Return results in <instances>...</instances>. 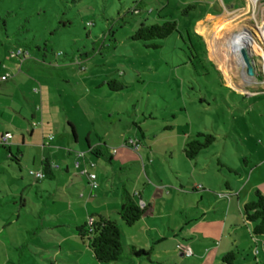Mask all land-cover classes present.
I'll use <instances>...</instances> for the list:
<instances>
[{"label": "rangeland", "instance_id": "rangeland-1", "mask_svg": "<svg viewBox=\"0 0 264 264\" xmlns=\"http://www.w3.org/2000/svg\"><path fill=\"white\" fill-rule=\"evenodd\" d=\"M169 18L177 30L153 41L157 49L131 40L141 22ZM242 45L253 76L237 61ZM110 80L124 88H109ZM5 131L19 163L0 148V264H99L75 229L122 202V183L144 187L149 199L150 232L143 218L122 225V234L126 244L151 248L150 259L110 264H198L177 249L196 227L188 221L204 212L192 185L218 205L227 203L220 199L226 182L248 184L244 195L253 184L264 188V0H0ZM43 132L54 138L49 147H42ZM197 133L215 142L188 160L184 146ZM87 138L112 154L111 163L108 154L93 157V168L86 163L97 177L93 190L74 165L82 161L78 152L89 156ZM42 157L55 177L38 181L29 171L42 170ZM250 228L241 219V241L254 243L245 254L255 264L264 235L247 240Z\"/></svg>", "mask_w": 264, "mask_h": 264}, {"label": "trees", "instance_id": "trees-1", "mask_svg": "<svg viewBox=\"0 0 264 264\" xmlns=\"http://www.w3.org/2000/svg\"><path fill=\"white\" fill-rule=\"evenodd\" d=\"M194 8L187 6L186 10ZM134 15H138L140 11L134 8L131 11ZM186 13V12H185ZM177 21L169 18L167 21L156 24H146L141 22L131 35V40L141 42L146 48L157 49L158 46L153 41L164 40L172 35L177 30ZM15 56H23V52L14 54ZM214 67V65H213ZM109 88L119 91L124 88L114 80L107 82ZM71 132L76 142L75 129L72 124ZM88 140L86 139V143ZM215 142V137L209 134L197 133L195 137L187 142L184 146V155L188 160H195L200 152ZM89 147V146H88ZM1 149H5L10 153L5 145L0 144ZM88 153H92L91 150ZM100 151L94 152L98 156ZM109 155V154H108ZM9 159L19 163L17 156L9 154ZM110 160V158H109ZM90 162V161H89ZM93 162V161H92ZM43 179H50L54 177L50 163L47 159L42 162ZM86 176L85 174H82ZM42 179V180H43ZM228 187V182L225 183ZM123 205L117 210V217L119 221L110 219L101 215L90 217L88 222L78 225L76 227V236L78 240L85 245V247L92 253L93 258L99 264L120 263L131 257L136 259H150L151 249H142L135 244H126L121 225L125 227H133L145 215L148 209V204L140 198L139 192H132L130 186L124 185L122 187ZM140 202L143 205H140ZM243 216L247 223L252 226V236L259 237L264 234V193L255 191L252 201L245 203L243 206ZM91 219V221H90ZM234 253H228L223 257V261L232 264ZM264 264V259H262Z\"/></svg>", "mask_w": 264, "mask_h": 264}, {"label": "crops", "instance_id": "crops-1", "mask_svg": "<svg viewBox=\"0 0 264 264\" xmlns=\"http://www.w3.org/2000/svg\"><path fill=\"white\" fill-rule=\"evenodd\" d=\"M214 15L215 14H212L210 16H214ZM4 133H9V132L5 131L3 133H0V138L2 135H4ZM32 135H33V132L31 131L30 136ZM49 137H52V139L49 140ZM41 138H42V147H49L50 142L54 140L53 136H48L44 132L41 134ZM87 140H88L87 142L88 151L86 152H89L91 150L92 153L91 154L89 153V156H87L86 154V156L82 158L81 162L79 159H76V158L74 159L75 161L78 160L80 162V166L78 168L79 173H76V177H84L85 179H87V177L82 175L81 172L84 171L85 169L87 170L86 163L89 164V161H92L93 157L97 158V157H101L104 154H108L107 151L105 150V144L103 142L99 141L98 143L92 144L88 138ZM21 143L24 144V137L22 135H21ZM7 148L10 152L9 154H12L11 149L9 147ZM96 151H100L102 153H99L98 156H95L94 152L96 153ZM72 153H74V151L68 150L67 155L71 156ZM17 154H19V156L21 155V152L19 151V149H17ZM45 159L47 158L42 157V160L40 162L41 167H42V162ZM34 161L35 160L33 158V162ZM75 161H74V164H75ZM108 162L109 163L112 162V154L108 155ZM118 165L119 166L122 165V161L118 162ZM50 166H51L53 173H55V171L53 170V165L51 163H50ZM58 171H60V168H58ZM35 172H43V167H42V170L39 168V169H36ZM91 173H94V172H91ZM63 174L65 175L69 174L67 166H65V170ZM252 176H253V173H251L250 175L249 182L251 181ZM96 180H97V177H96ZM259 182L264 184V181H262V179H259ZM88 184H89V181L87 182V185ZM194 184L195 185H192L193 187L192 189L195 192V195L197 196V198L199 199L198 205H201L204 211L202 212V215L194 214L192 218L190 219V221H188V225L193 223L195 224L196 227L194 228L191 226L190 229H191V232L193 233H190L184 238V240L187 241L186 246H188L192 250L194 261L198 264H228L223 261V257L228 253H234V259L231 261L232 264H250V261H248V257L245 254V252H247V250L249 249H252L254 243H252L251 241L250 243L246 244L244 241H241L242 235L241 233H239L238 229L240 228L241 219L243 220L244 223H247L243 216L244 204L253 200L255 191H260L261 193H264V190H263L264 188L259 183L253 184L251 186V189L244 195L243 191L245 189V186H247L248 184H246L242 189L241 188L235 189L231 187L230 184L228 183V187L225 186L227 194L223 195V197H220V199H226L227 203L218 205L217 202L213 203L210 200V198L208 197L209 195H206L209 192L207 189H203L201 187L200 188L201 190H205L203 191L205 194L197 195L196 189H198V187L200 186L198 185L199 183H194ZM124 185L130 186V189L132 192L140 193V198L148 204V209L146 210L147 212L150 209V203H149V199L142 196L143 195L142 190L144 187L142 189H139L136 184L129 185L128 183H122L121 189ZM181 194L185 197L188 195V193H186L185 191L181 192ZM175 196H178V195H175ZM206 199H207V203L205 201ZM192 200L193 199L190 198L191 202ZM177 201L178 203H173L171 205L172 209L175 208L174 207L175 205L179 206L180 204L179 199ZM122 205H123V200L120 203L113 202L111 206L107 204L108 207L106 209V212L100 213L99 215L111 219L113 218L112 216H114V214L117 216V210ZM210 211H213L210 213L212 215L211 217L209 216ZM146 212H145V215H146ZM213 213H216V216L218 217H214ZM220 214L222 216H219ZM159 216L162 217V214H159ZM141 220L138 223H140ZM144 220H145L144 225L147 229V232H150L151 227L148 222V220L150 219L144 218ZM197 224L201 226L203 224L201 229L197 228ZM155 229L159 231V227L157 224L155 225ZM212 230H215V231L213 232ZM121 231H122V225H121ZM251 231H252V226L250 228V231L248 232L249 234H246L247 236L246 238H248L247 240H250L251 237H253ZM171 232L173 234L176 233L174 231H171ZM259 237H254V238H259ZM197 242H201L202 244H197ZM260 243L261 242L259 241V244ZM262 247L263 248H261V246L258 245V249H257L258 256L253 258L255 264H262V259H264V245H262ZM147 249H151V248H147ZM179 255L181 258H184L182 254H179Z\"/></svg>", "mask_w": 264, "mask_h": 264}, {"label": "built area", "instance_id": "built-area-1", "mask_svg": "<svg viewBox=\"0 0 264 264\" xmlns=\"http://www.w3.org/2000/svg\"><path fill=\"white\" fill-rule=\"evenodd\" d=\"M238 55H239L238 57H239L240 60L242 61V59H241V55H240V49H238ZM10 138H11V135L8 134V133L2 135L1 138H0V144H1V145H6V144L8 143V141H9ZM51 139H52V137H49V140H51ZM126 145H127V144H126ZM128 145H134V143H133V142H129ZM113 153H115V150L113 151ZM85 156H86V153H85V152H78V153H77V157H78V158H81V159H82V158H84ZM74 165H75L76 168H79V166H80V162H79L78 160H76ZM89 166H90L91 168H93V167H95V163L92 162V161H90V162H89ZM81 174H85V175H86V177H87V179H88V181H89V185L91 186V189H92V190L95 189V188L98 186V185H97V182H96V175H95L94 173H91V172L89 173V172L85 169L84 171L81 172ZM29 175L32 176L34 179H36V180H38V181H40V180L43 179V174H42V172H32V171H30V172H29ZM221 197H223V195H221ZM140 205L142 206L143 203L140 202ZM90 221H91V219H90ZM177 249L180 251V253H181L183 256L191 257V256L193 255L192 250H191L188 246L177 245ZM257 253H258V251L255 250V254H257Z\"/></svg>", "mask_w": 264, "mask_h": 264}, {"label": "water", "instance_id": "water-1", "mask_svg": "<svg viewBox=\"0 0 264 264\" xmlns=\"http://www.w3.org/2000/svg\"><path fill=\"white\" fill-rule=\"evenodd\" d=\"M240 55H241L243 65L246 69V74L248 76H253L254 75V67L252 64L251 57H250L249 47H247L246 45H242L240 48Z\"/></svg>", "mask_w": 264, "mask_h": 264}, {"label": "bare ground", "instance_id": "bare-ground-1", "mask_svg": "<svg viewBox=\"0 0 264 264\" xmlns=\"http://www.w3.org/2000/svg\"><path fill=\"white\" fill-rule=\"evenodd\" d=\"M239 45V44H238ZM237 57V61H239L240 63L239 64H241V65H243V62L240 60V58L238 57L239 55H238V51H237V55H236Z\"/></svg>", "mask_w": 264, "mask_h": 264}]
</instances>
